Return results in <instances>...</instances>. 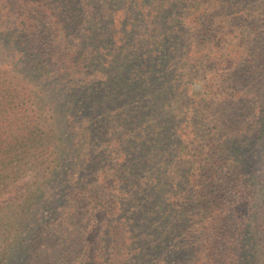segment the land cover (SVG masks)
<instances>
[{
    "label": "trees",
    "instance_id": "1",
    "mask_svg": "<svg viewBox=\"0 0 264 264\" xmlns=\"http://www.w3.org/2000/svg\"><path fill=\"white\" fill-rule=\"evenodd\" d=\"M0 264H264V0H0Z\"/></svg>",
    "mask_w": 264,
    "mask_h": 264
}]
</instances>
